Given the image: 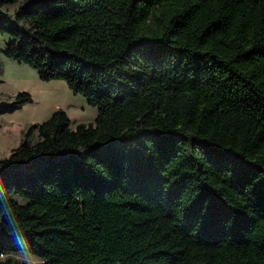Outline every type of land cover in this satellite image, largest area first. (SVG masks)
<instances>
[{"label":"trees","instance_id":"trees-1","mask_svg":"<svg viewBox=\"0 0 264 264\" xmlns=\"http://www.w3.org/2000/svg\"><path fill=\"white\" fill-rule=\"evenodd\" d=\"M0 9L5 55L97 109L74 128L57 110L0 157V264H264V0Z\"/></svg>","mask_w":264,"mask_h":264},{"label":"rangeland","instance_id":"rangeland-1","mask_svg":"<svg viewBox=\"0 0 264 264\" xmlns=\"http://www.w3.org/2000/svg\"><path fill=\"white\" fill-rule=\"evenodd\" d=\"M0 13L10 15L12 10L0 9ZM10 40L7 34H0V109L23 92L31 96L32 103L13 113L0 114V155L3 158L19 145L22 133L30 125L44 122L57 110L68 115L72 128L80 123H91L97 116V109L89 106L82 96L71 93L64 82H43L34 68L7 57L5 49ZM12 257L24 264H42L30 254Z\"/></svg>","mask_w":264,"mask_h":264},{"label":"clouds","instance_id":"clouds-1","mask_svg":"<svg viewBox=\"0 0 264 264\" xmlns=\"http://www.w3.org/2000/svg\"><path fill=\"white\" fill-rule=\"evenodd\" d=\"M11 212L10 207L7 206V201L4 200L2 196H0V221H3V218L7 215H9ZM7 228L8 230L15 234V223L12 222L11 220L7 221Z\"/></svg>","mask_w":264,"mask_h":264},{"label":"crops","instance_id":"crops-1","mask_svg":"<svg viewBox=\"0 0 264 264\" xmlns=\"http://www.w3.org/2000/svg\"><path fill=\"white\" fill-rule=\"evenodd\" d=\"M23 107H24V106H23ZM23 107H22V108H23ZM22 108H21V109H22ZM11 150H13V149H11ZM11 150L8 152V155H9V153L11 152ZM1 156H2V155H0V157H1ZM1 158H3V157H1Z\"/></svg>","mask_w":264,"mask_h":264},{"label":"built area","instance_id":"built-area-1","mask_svg":"<svg viewBox=\"0 0 264 264\" xmlns=\"http://www.w3.org/2000/svg\"><path fill=\"white\" fill-rule=\"evenodd\" d=\"M3 257H5L3 254H0V258L2 259Z\"/></svg>","mask_w":264,"mask_h":264}]
</instances>
